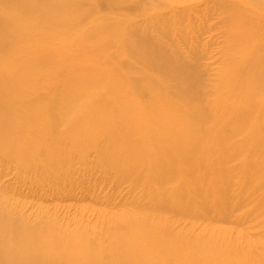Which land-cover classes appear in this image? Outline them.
Here are the masks:
<instances>
[{
  "label": "bare ground",
  "instance_id": "6f19581e",
  "mask_svg": "<svg viewBox=\"0 0 264 264\" xmlns=\"http://www.w3.org/2000/svg\"><path fill=\"white\" fill-rule=\"evenodd\" d=\"M0 161V264H264V0H0Z\"/></svg>",
  "mask_w": 264,
  "mask_h": 264
},
{
  "label": "rangeland",
  "instance_id": "374dc122",
  "mask_svg": "<svg viewBox=\"0 0 264 264\" xmlns=\"http://www.w3.org/2000/svg\"><path fill=\"white\" fill-rule=\"evenodd\" d=\"M118 12L119 11H115V13ZM191 33L194 35L198 34V32L190 31V34ZM207 39L208 38H206V40ZM217 39L216 40L219 43L221 38ZM211 46L213 49L210 46L209 49H212L213 52H216L217 48L219 47V45L214 42L211 44ZM208 60L207 62H217L214 59ZM214 66H219V63H215ZM74 129H76V127H74ZM4 164L7 165L5 166ZM8 164L10 163H2L0 161V175H4L3 178L6 177L5 180L11 179L12 177L13 181L20 179L21 173L22 178H24V176H28L29 173L20 172L15 167H13L15 166V163L10 164V167ZM81 168L82 170L75 174V180L77 182L74 184L75 189H73L74 193L72 197L68 196L65 191H58L55 190V188L48 189L47 186H44L40 182L34 183L33 186H30L31 184L29 183L19 181L17 185H13L15 188L14 193L16 194L15 198L21 204H35L42 211L50 210L52 213H56V215L58 214L62 223H67V221L70 223L75 219L80 220L81 224H91L97 222L96 218L99 211L106 213L116 211L118 206L114 207V204H107L100 200H93L92 198L99 193H114V187H112L111 183L108 184L101 179L105 173L99 172V170L93 171L90 165L82 166ZM17 174H20V178ZM14 175L16 176L14 177ZM126 192L127 190L121 193L124 194ZM118 197L120 198V196Z\"/></svg>",
  "mask_w": 264,
  "mask_h": 264
}]
</instances>
